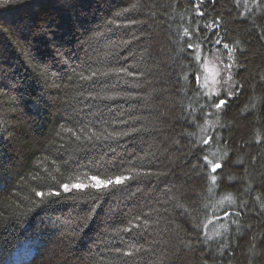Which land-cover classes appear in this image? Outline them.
<instances>
[{
	"label": "trees",
	"instance_id": "1",
	"mask_svg": "<svg viewBox=\"0 0 264 264\" xmlns=\"http://www.w3.org/2000/svg\"><path fill=\"white\" fill-rule=\"evenodd\" d=\"M0 264H264V0H0Z\"/></svg>",
	"mask_w": 264,
	"mask_h": 264
},
{
	"label": "rangeland",
	"instance_id": "2",
	"mask_svg": "<svg viewBox=\"0 0 264 264\" xmlns=\"http://www.w3.org/2000/svg\"><path fill=\"white\" fill-rule=\"evenodd\" d=\"M199 59L201 61V87L204 92L209 97H230L235 87L234 61L231 58L225 60L217 53L199 56Z\"/></svg>",
	"mask_w": 264,
	"mask_h": 264
},
{
	"label": "snow or ice",
	"instance_id": "3",
	"mask_svg": "<svg viewBox=\"0 0 264 264\" xmlns=\"http://www.w3.org/2000/svg\"><path fill=\"white\" fill-rule=\"evenodd\" d=\"M219 42L220 41L217 40V43H219ZM224 47H227V45H224ZM215 107H216V109H223L224 108V102L223 101H216L215 102ZM202 131H204V129H202ZM213 139H215V137H213V138H205L204 142H205V144H210V143H212ZM212 155L216 156V153L213 152ZM204 163H205V167L209 168L210 173L213 174L211 179L213 181H215L216 174H218L219 170L222 168L223 165L221 163H219V162H215L214 163L212 160H205ZM91 179L95 181V184L93 185V187H95L97 189H99L101 187H107L109 184L113 183V181L105 182L103 180L98 179L95 176H93ZM125 179H128V178L117 177L115 179V183L119 185V184L123 183V181ZM72 187L76 188V189H82V188H86L87 186L86 185L77 184V185H73ZM63 189H64L65 192L70 191L69 186L67 184L63 185ZM37 195L43 196V193H37ZM56 195H59V193H56ZM226 215H227V213H226Z\"/></svg>",
	"mask_w": 264,
	"mask_h": 264
}]
</instances>
